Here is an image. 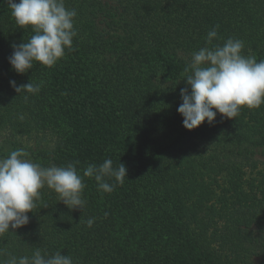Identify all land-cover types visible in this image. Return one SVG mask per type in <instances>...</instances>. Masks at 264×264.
I'll return each mask as SVG.
<instances>
[{"label": "trees", "instance_id": "16d2710c", "mask_svg": "<svg viewBox=\"0 0 264 264\" xmlns=\"http://www.w3.org/2000/svg\"><path fill=\"white\" fill-rule=\"evenodd\" d=\"M65 6L78 13L72 48L52 67L34 61L18 74L8 60L12 46L34 33L19 27L0 0V131L35 134L29 153L44 167L79 161L83 175L89 164L110 158L113 167L126 165L127 176L111 193L85 177L83 211L42 188L30 222L0 235V261L39 248L70 255L74 264H264V167L253 151L239 150L243 137H225L229 152L195 145L198 138L223 142L228 122H261L264 104L242 107L235 119L218 113L192 131L177 111L186 63L216 25L214 44L236 37L264 60L255 41L264 34V0H65ZM162 67L169 77H161ZM12 80L40 84V91L19 95ZM161 121L182 132L175 145L140 146L127 136L139 123L155 129ZM50 133L56 137L47 147L41 139ZM262 136L256 144H264ZM215 190L222 205L199 209L200 196Z\"/></svg>", "mask_w": 264, "mask_h": 264}, {"label": "clouds", "instance_id": "9594fccd", "mask_svg": "<svg viewBox=\"0 0 264 264\" xmlns=\"http://www.w3.org/2000/svg\"><path fill=\"white\" fill-rule=\"evenodd\" d=\"M6 3L16 24L22 29L31 26L34 33L28 42L12 46L8 60L16 73H27L34 61L52 67L72 48L73 38L78 35L74 27L78 13L66 8L65 0H6ZM218 28L216 25L208 31L205 46L192 53L182 74L187 87L180 90L182 103L177 111L189 131L205 121L212 124L218 113L235 119L242 107L254 109L264 104V60L243 55L244 42L237 38H228L222 45L214 44ZM10 85L19 95L37 94L41 87L31 81L18 85L12 80ZM19 119L23 120L24 116L21 114ZM28 156L21 148L0 158V235L30 222L28 213L33 212L40 190L45 186L55 191L59 201L70 210L83 211L85 177L94 178L98 190L111 193L117 184L124 183L128 171L122 162L113 167L112 159L108 158L99 166L89 164L81 175L76 167L79 161L67 166L44 167ZM106 178L114 179V183L109 184ZM86 223L91 228L94 219L89 218ZM0 264H74V261L60 251L48 255L37 248L30 257L9 254Z\"/></svg>", "mask_w": 264, "mask_h": 264}, {"label": "rangeland", "instance_id": "374dc122", "mask_svg": "<svg viewBox=\"0 0 264 264\" xmlns=\"http://www.w3.org/2000/svg\"><path fill=\"white\" fill-rule=\"evenodd\" d=\"M117 20V18H115ZM121 32L124 34L127 31H124V29L121 30ZM264 34L262 32H259L257 35L258 39H255L256 43L261 45L262 48H264ZM127 37V34L124 36ZM230 38H236V37H230ZM228 39V38H227ZM239 39V38H238ZM226 40V39H225ZM224 40V41H225ZM241 40V39H240ZM224 41L222 43H224ZM243 41V40H242ZM244 42V49L242 54L243 55H254L250 44ZM261 59H264V53L261 55ZM109 66H112V69L114 70L117 65L112 64L110 62ZM108 66V67H109ZM171 74V71H168V68L162 67L160 70L161 77H169ZM248 118V117H247ZM246 118V120H247ZM162 122V121H161ZM160 122V123H161ZM226 123V122H225ZM161 127L157 128H150L149 126H142L141 123H139V130L138 131H130L127 133V136L129 138H132L134 142H136L137 145L143 146L144 144L149 145V143H152L157 148H166L169 146H173L176 144V141L181 136V131L177 127L168 126L162 122ZM225 127V136L223 135V142L217 141L212 143V141L208 139H197L196 140V146L198 148H201V150H207L210 149L213 145H219L220 150L222 152L228 151V149H233V146L226 142L225 137L226 136H237L243 137L246 141L242 140V144L239 147V150L241 148H245L246 150L249 149L250 151H253L255 160L258 162V164L261 167H264V144H256L255 141L258 139H261L264 135V118L261 122H256V120H251L249 123V126H240L238 124H235L233 122H228ZM232 129V130H230ZM29 135V134H28ZM27 134H21V133H15L11 131L10 129L2 130L0 131V158L8 156V154L16 149H24L28 154V158L31 159L33 162L38 163L39 159L37 156L31 155L29 152L31 149L35 147L36 141L38 140L35 134L32 135V138H30ZM41 139V136H39ZM56 137V135H52L51 133L46 136V139L42 140V144L49 147L53 143V139ZM189 142V141H188ZM184 143L183 147H187L189 143ZM177 145H179L177 143ZM238 149V148H237ZM198 150V149H197ZM232 151V150H230ZM229 152V151H228ZM258 182V181H257ZM219 191V190H218ZM214 193V194H213ZM211 194H205V196H200V199L198 200V206L199 209L207 210L211 209L213 207H220L222 204L218 203L217 198L215 196V192ZM261 197V196H260ZM216 199V200H215ZM190 202V201H189ZM252 261V260H251ZM254 262V260H253ZM256 264V262H255Z\"/></svg>", "mask_w": 264, "mask_h": 264}]
</instances>
